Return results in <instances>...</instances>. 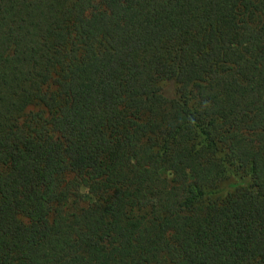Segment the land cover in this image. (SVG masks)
Returning <instances> with one entry per match:
<instances>
[{
	"label": "trees",
	"instance_id": "trees-1",
	"mask_svg": "<svg viewBox=\"0 0 264 264\" xmlns=\"http://www.w3.org/2000/svg\"><path fill=\"white\" fill-rule=\"evenodd\" d=\"M0 264H264V0H0Z\"/></svg>",
	"mask_w": 264,
	"mask_h": 264
}]
</instances>
